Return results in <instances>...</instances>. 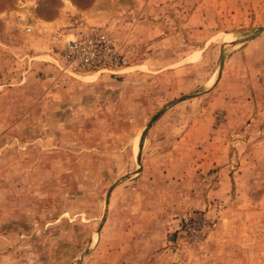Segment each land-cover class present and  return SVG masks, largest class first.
Returning a JSON list of instances; mask_svg holds the SVG:
<instances>
[{"label": "rangeland", "instance_id": "obj_1", "mask_svg": "<svg viewBox=\"0 0 264 264\" xmlns=\"http://www.w3.org/2000/svg\"><path fill=\"white\" fill-rule=\"evenodd\" d=\"M176 1L0 0V264H264V0ZM54 32L128 64L57 69Z\"/></svg>", "mask_w": 264, "mask_h": 264}, {"label": "built area", "instance_id": "obj_2", "mask_svg": "<svg viewBox=\"0 0 264 264\" xmlns=\"http://www.w3.org/2000/svg\"><path fill=\"white\" fill-rule=\"evenodd\" d=\"M26 32H31L32 27L27 17H19ZM53 62L57 69L73 70L75 72H97L116 74L128 64V59L123 55L120 47L107 33L78 32L51 34ZM48 79L55 82L51 74Z\"/></svg>", "mask_w": 264, "mask_h": 264}, {"label": "crops", "instance_id": "obj_3", "mask_svg": "<svg viewBox=\"0 0 264 264\" xmlns=\"http://www.w3.org/2000/svg\"><path fill=\"white\" fill-rule=\"evenodd\" d=\"M170 3H173L174 0H164ZM163 2V0H110V6L112 9V14L116 15V14H121L124 15L125 17L131 19L130 15H136L137 17H140L139 21H143V18L145 19H153L154 17H148V13H147V8L148 6L152 4H156L157 6H159L161 3ZM179 2H183V4H189L190 6H192V8L189 9L187 14H183V11L178 9L179 7ZM204 2H206V0H179L176 1V3L172 4V6H175L177 8V12H173V16L172 14L170 15H163L162 17H158V15L156 16V18H162V21L166 20H171L174 21L176 20V18L180 19L181 17H183L186 21H191L194 17H196L197 15V6L203 4ZM197 5V6H196ZM140 6V9H137V7ZM194 9V10H192ZM138 12V13H137ZM160 12H157V14H159ZM144 19V20H145ZM49 23V22H47ZM52 23V22H51ZM50 24V23H49ZM162 34L164 33V31L161 32Z\"/></svg>", "mask_w": 264, "mask_h": 264}, {"label": "bare ground", "instance_id": "obj_4", "mask_svg": "<svg viewBox=\"0 0 264 264\" xmlns=\"http://www.w3.org/2000/svg\"><path fill=\"white\" fill-rule=\"evenodd\" d=\"M229 46H231V47H232V44H229ZM229 46H228V47H229Z\"/></svg>", "mask_w": 264, "mask_h": 264}]
</instances>
